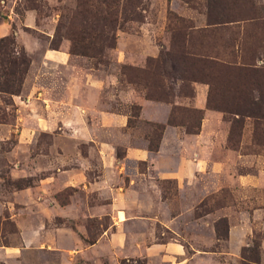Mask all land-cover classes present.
<instances>
[{
    "label": "rangeland",
    "instance_id": "1",
    "mask_svg": "<svg viewBox=\"0 0 264 264\" xmlns=\"http://www.w3.org/2000/svg\"><path fill=\"white\" fill-rule=\"evenodd\" d=\"M142 2L83 56L76 0H0L28 61L0 92V264H264V122L221 109L264 77L192 81L180 53L228 58L235 38L264 65V0ZM228 8L249 20L209 24Z\"/></svg>",
    "mask_w": 264,
    "mask_h": 264
},
{
    "label": "trees",
    "instance_id": "2",
    "mask_svg": "<svg viewBox=\"0 0 264 264\" xmlns=\"http://www.w3.org/2000/svg\"><path fill=\"white\" fill-rule=\"evenodd\" d=\"M142 0H76L72 26L67 28L66 39L69 41V53L83 56H92L90 52L108 48L114 45V29L122 21L140 20V12L143 10ZM223 5L222 10L225 9ZM231 14H226L225 21L214 16L209 24L229 23L231 28H238L239 22L244 19V14L234 12L228 8ZM226 30H228V27ZM235 38H230L229 44L223 46L224 58L220 53L211 55L190 52L184 55L185 50L181 49L183 59L194 70L192 81L209 84L219 77H238L254 75L264 77V65L256 67L254 64L255 52H246L239 45L234 46ZM227 51V52H225ZM222 53V54H223ZM224 55V54H223ZM225 56V57H226ZM186 57V58H184ZM28 61L22 50H16L14 40L11 36L0 38V92L16 94L27 70ZM257 97L251 101H243L240 106L229 110L237 116L248 117L256 122H264V93L256 84L254 86ZM199 113L198 111H195ZM196 127V126H195ZM159 134L152 140H148V149L154 151L157 147Z\"/></svg>",
    "mask_w": 264,
    "mask_h": 264
},
{
    "label": "crops",
    "instance_id": "3",
    "mask_svg": "<svg viewBox=\"0 0 264 264\" xmlns=\"http://www.w3.org/2000/svg\"><path fill=\"white\" fill-rule=\"evenodd\" d=\"M0 34H1V30H0Z\"/></svg>",
    "mask_w": 264,
    "mask_h": 264
}]
</instances>
